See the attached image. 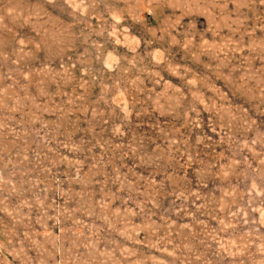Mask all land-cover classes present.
<instances>
[{
    "label": "rangeland",
    "instance_id": "1",
    "mask_svg": "<svg viewBox=\"0 0 264 264\" xmlns=\"http://www.w3.org/2000/svg\"><path fill=\"white\" fill-rule=\"evenodd\" d=\"M0 264H264V0H0Z\"/></svg>",
    "mask_w": 264,
    "mask_h": 264
}]
</instances>
